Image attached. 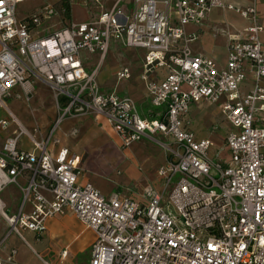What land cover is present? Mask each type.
Returning <instances> with one entry per match:
<instances>
[{
  "label": "built area",
  "instance_id": "1",
  "mask_svg": "<svg viewBox=\"0 0 264 264\" xmlns=\"http://www.w3.org/2000/svg\"><path fill=\"white\" fill-rule=\"evenodd\" d=\"M25 1L0 0V112L8 115L0 118V213L8 235L30 231L42 236L49 220L73 215L95 233L89 264H264V27L259 0L247 7L222 0H135L131 15L117 2L94 21L41 34L36 30L59 12L46 5L19 19L17 7ZM214 9L233 11L249 22L244 38L222 32L229 37L225 69L194 55L191 44L197 36L186 31ZM111 41L146 52L141 79L151 106L159 111L142 116L134 99L102 89L99 66L85 70L83 54H98L102 62ZM160 68L167 76L157 82L152 75ZM131 76L129 67L117 71L119 82ZM248 80L252 87L243 93ZM39 81L55 93L58 108L54 127L40 141L7 105L19 92L28 101ZM202 102L216 105L233 128L225 139V163L210 155L214 142L198 139L188 128L191 106ZM83 114L104 116L123 148L148 140L167 154L157 170L159 184L144 190L142 202L118 193L106 197L90 183L80 185V157L65 147L56 155L49 151L50 144L60 142L55 138L59 126ZM13 124L18 127L12 132ZM22 136L38 153L20 147ZM10 186L22 193L12 215L1 197Z\"/></svg>",
  "mask_w": 264,
  "mask_h": 264
},
{
  "label": "crops",
  "instance_id": "2",
  "mask_svg": "<svg viewBox=\"0 0 264 264\" xmlns=\"http://www.w3.org/2000/svg\"><path fill=\"white\" fill-rule=\"evenodd\" d=\"M134 1L135 0H115L112 7H107V3L101 2V0H98V3H96V0H90V1L86 0L85 2H83L85 8L88 9L90 7L91 9L98 11L95 17L93 19H88L86 15L81 16L78 11H75L74 8L71 9V16L73 18L77 16V18L81 17L83 19V20L78 19L79 22L73 21L74 23L94 21L100 16L101 13L105 11H110L116 5L117 2L120 3L119 6L126 15H131L134 10ZM222 1L226 4H230L235 7H247L251 4V0H222ZM97 4L99 5L98 7ZM100 6L101 9L99 10ZM258 12H259L260 23L264 27V0H259ZM55 20L59 21V24L62 23L59 16H57L43 22V24L36 31L39 34H41L46 31L49 32V31L59 30L69 25L68 24L67 26L64 27L61 26L59 28L58 24H54L53 21ZM248 26H249V22L243 19L237 13L223 9H214L208 14L207 19L202 24L200 25L191 24L187 26L186 31L188 34L197 36V40L191 44V50L194 55L206 57L214 61L219 67V69H225L227 67V62H228L227 47H228L229 37L227 34H223L222 32L225 31L232 35H240L242 38H244L245 31L248 28ZM261 38L264 45V32ZM112 47L115 51L121 50V47L124 48L121 44L115 41H111L110 49ZM124 49L127 52H132L135 54V56H137L140 62L138 63L136 62L137 64L136 68L139 66L140 70L136 71L137 73H132L131 78L128 81H124V82H119L117 79V71L121 67L118 68L115 72L111 73V79L109 80L108 78L106 79L100 78L99 76L100 74H98L99 84L104 91L114 90L121 97H130L134 99L140 114L142 116H147L149 113L156 111L152 109L151 103L147 98L145 82L141 79L144 69L146 52L141 49H126V48ZM137 51L141 53L138 54ZM94 57L96 58L98 57L97 64L92 63L93 61L92 59ZM102 62H100V55L98 54L96 55L83 54V65L86 71L91 72L94 69H96L98 66L100 69V64ZM122 67H127V66H122ZM166 76H167V70L165 68H160L156 71V73L152 75V78L157 82H162L166 78ZM38 83L44 84L43 82L40 81L37 82V84ZM251 87H252L251 80H248V82L243 85L242 92L247 93L251 89ZM217 115L223 117L224 120L223 124H218V122L221 119H216ZM95 120L100 121L98 122V124L99 125L101 124L102 129L107 128L105 123L108 121L104 116L97 115ZM186 120L189 122L188 128L195 133L198 139L210 140L214 142V147L210 151V155L214 159L223 163L229 160L228 152L225 149V139L227 135L233 130V128L230 127L225 132L220 133L222 126L227 125L229 123L220 113L216 105H213L209 102L193 104L191 106L190 113L187 116ZM194 123L202 129L200 133L193 130ZM74 131L76 132L75 135L72 134ZM65 136L77 137L78 131L76 129H73L69 132V134H66ZM56 139L60 141L59 144L49 145V151L53 155H56L59 152V150L63 147L68 148L61 143L63 139L60 138H56ZM157 139L160 141H165L164 137L161 135H158ZM145 141L148 140H143L135 144H142ZM3 142H4V135L0 134V147H2ZM30 144H31V148L28 149L22 145V142H20V147L26 151L32 153H38V150L35 149L31 141ZM71 152L76 154L82 160V168L84 170V173L79 179L80 185H86L90 183L94 185L97 189H99L102 192V194L106 197H109L112 194L116 193V188L113 185L109 186L108 188L109 190H107V188L105 189L104 186L101 184L102 181H100L99 178H95L89 175L91 168L89 165L87 166L85 165L87 164V162L84 161V155L81 154L80 151H71ZM224 152L226 153V157L222 156ZM137 154H143V153L138 152ZM162 158H161L162 162L158 164L157 170L161 165H163L166 162L167 154L164 152V150H163ZM84 165L86 167H89L90 169L86 171ZM140 169L137 170L136 167L129 169V171L132 172V174L130 173L131 175L130 174L127 175L129 178L126 176L123 182H118V183L125 185L126 188L128 189H130L128 186L131 185L135 187V184H137L136 173H139ZM157 170L155 173L156 175L155 180L150 183H147L143 188L144 190L151 184H155V185L159 184V180L157 177ZM125 190H126L125 192L124 191H117V192L121 197H129L135 201L142 202V198L137 199V196L140 193L138 194L136 187H135L136 193L132 192L131 190H127V189ZM144 190L141 191L144 192ZM133 195L136 198H134ZM1 197L3 203L6 206L8 213L10 215L16 214L22 200L21 191L15 186H10L2 193ZM62 218H66L72 224H76L77 226L80 224L82 230L75 237L73 242L66 244L61 250H55L52 249L51 246L47 244L48 243L47 238L50 233H52V236H54V234H56L54 229L60 226V222L58 221L57 217L48 221L47 230L42 236H37L35 233H32L30 231H23L21 235L17 233H11L8 235V231H9L8 224L0 213V261H2V264H46V263L74 264V261L77 257L83 255L86 252L87 248L90 249V247L95 241V233L92 230L88 229L86 226H84L81 222H79L73 215L63 216ZM75 243H78L77 248L75 246ZM13 251H16V254L13 255ZM64 251H67L68 253L66 258H62V254ZM11 257L12 260L10 261L9 259ZM90 257H91V249H90ZM90 257H89V262H90Z\"/></svg>",
  "mask_w": 264,
  "mask_h": 264
},
{
  "label": "rangeland",
  "instance_id": "3",
  "mask_svg": "<svg viewBox=\"0 0 264 264\" xmlns=\"http://www.w3.org/2000/svg\"><path fill=\"white\" fill-rule=\"evenodd\" d=\"M85 1L86 0H28L18 5L17 16L19 19H24L27 15L38 11L41 7L52 5L60 12L59 18L62 23L59 24V21H53L54 24H58L60 28L61 26H67L73 21L79 22L78 19L83 20L81 17L77 18V16L74 18L71 16L70 19L67 18L63 10L64 3L68 4L71 9L74 8L75 11H78L81 16L86 15L88 19H93L95 17L98 11L90 7L88 9L85 8L83 5ZM101 2L107 3V7H112L115 0H101ZM98 6L97 4V7ZM100 9L101 6L99 7V10ZM117 51L118 50L115 51L112 47L109 54H107V58L100 64V78L111 79V73L122 66L129 67L132 73H137L136 71L140 70L139 66L136 68V62L138 63L140 61L134 53L127 52L122 47L121 50ZM137 52L138 54L141 53L139 51ZM92 60L93 64L98 63V57H94ZM7 105L15 119L39 141L49 136L50 131L54 127L55 120L58 118L56 95L45 84L36 83L33 94L28 101L19 92V95L15 94L7 101ZM152 109L156 112L159 111L157 108L152 107ZM96 116V114H83L69 117L57 129L55 134L56 138L63 139L61 143L71 151H80L81 154L84 155V161L87 162L85 165H89L91 168L84 165L86 171L90 169L89 175L99 178L105 189L107 188V190H109V186L113 185L116 188V193H118L117 191L125 192V189L136 193V187L138 194L140 193L137 199H141L143 195V191L141 190H144L143 188L147 183L155 180L158 164L162 162L163 159V150L157 143L151 141H145L142 144H133L129 148H123L118 136L114 134L115 132L111 125L108 122H104L107 128L102 129L101 124H98L100 121L95 120ZM5 117H8L7 113L1 111L0 118ZM216 119H221L218 124L224 123L222 116L217 115ZM17 127L16 124H13L11 131L17 130ZM230 127L232 128L230 124L222 126L220 133L225 132ZM73 129L78 131V136L66 137L65 135L69 134ZM193 130L198 133L202 131L195 123L193 125ZM21 142L25 148H31L27 136H22ZM138 152H142L143 154H137ZM222 156L226 157V153L224 152ZM134 167H136L137 170L141 168L139 173H136L137 184H135V187L133 185L128 186L130 188L128 189L125 185L118 182H123L128 174H132L129 169ZM172 212L175 216H179V213L174 208ZM57 219L60 222V226L54 229L56 232L54 236H52V233L49 234L47 244L50 245L52 249L61 250L66 244L74 241L75 237L81 232L82 227L80 224L78 226L72 224L66 218L57 217ZM75 246L77 248L78 243H75ZM90 249L87 248L83 255L77 257L74 264H89Z\"/></svg>",
  "mask_w": 264,
  "mask_h": 264
},
{
  "label": "trees",
  "instance_id": "4",
  "mask_svg": "<svg viewBox=\"0 0 264 264\" xmlns=\"http://www.w3.org/2000/svg\"><path fill=\"white\" fill-rule=\"evenodd\" d=\"M63 8H64L63 10L65 12L64 13L65 16L70 19L71 18V8L66 3H64Z\"/></svg>",
  "mask_w": 264,
  "mask_h": 264
}]
</instances>
